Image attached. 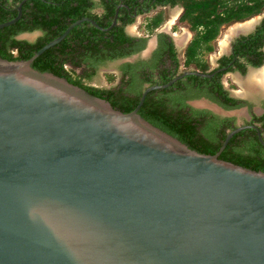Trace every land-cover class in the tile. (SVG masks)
<instances>
[{"label": "water", "instance_id": "95a60500", "mask_svg": "<svg viewBox=\"0 0 264 264\" xmlns=\"http://www.w3.org/2000/svg\"><path fill=\"white\" fill-rule=\"evenodd\" d=\"M0 24H16L23 15ZM28 60L0 57V264H264V172L192 150ZM211 78L202 72H187ZM218 113L233 115L238 112Z\"/></svg>", "mask_w": 264, "mask_h": 264}, {"label": "trees", "instance_id": "16d2710c", "mask_svg": "<svg viewBox=\"0 0 264 264\" xmlns=\"http://www.w3.org/2000/svg\"><path fill=\"white\" fill-rule=\"evenodd\" d=\"M23 0H0V24L14 19L18 12L17 6ZM124 1L128 6H134L138 0H103L106 13L102 16L92 13L96 2L93 0H29L23 5V15L14 25L0 30V57L9 61L28 60L42 47L60 37L66 29L77 20L84 17L94 19L101 28H108L116 11L117 3ZM159 3L181 4L184 12L181 21L186 22L194 33L193 40L188 45L184 55V66H195L203 73L209 68L204 60V55L214 51L213 42L220 35L224 25L241 22L258 15L264 10V0H160ZM107 23H103L107 21ZM133 20L127 23H132ZM164 22L163 14L159 13L153 19L147 21L146 30L154 32ZM41 31L42 36L35 41L18 39L23 33ZM261 36V37H260ZM248 45L242 49L237 47V55L241 57L256 56L252 64L257 67L264 61V55L259 50L264 40V30L250 36ZM246 39V38H245ZM249 39V38H248ZM139 50L144 49L146 41ZM258 41V44L255 42ZM135 38L128 37L123 27L113 28L110 32H103L89 23H83L75 27L60 44L47 50L33 63V68L40 72H51L59 77L66 78L70 83L77 85L92 95L105 99L117 110L130 113L138 106L142 93L140 88L132 95H124V80L118 94L115 90L100 89L83 84V78H91L96 70L85 71L83 75L75 74L91 58H97L101 65L109 60L121 59L138 52V49H128L127 44H133ZM82 48L84 55H81ZM79 50V55L74 52ZM171 57L174 63L179 64L173 46H170ZM113 54V55H112ZM70 64L73 69L66 66ZM243 74L245 69H242ZM220 73L214 79L190 76V81L199 82L208 86L215 81L210 97L220 101L224 106L231 103V107H237L240 102L230 98L229 93L220 83ZM114 74H109V82L115 79ZM114 78V79H113ZM171 80L170 76L163 79L162 84ZM150 82V80H148ZM152 83V82H151ZM171 88L150 92L139 114L152 125L162 129L166 133L180 140L192 150L205 155H215L221 148L228 131L234 129L231 126L233 119L219 120L209 111H201L190 108L187 110V98H173ZM153 84V83H152ZM210 87V86H208ZM193 97V96H192ZM223 98V99H220ZM223 100V101H222ZM220 159L233 164L264 172V145L253 130H243L230 140L222 152Z\"/></svg>", "mask_w": 264, "mask_h": 264}, {"label": "flooded vegetation", "instance_id": "af4514ba", "mask_svg": "<svg viewBox=\"0 0 264 264\" xmlns=\"http://www.w3.org/2000/svg\"><path fill=\"white\" fill-rule=\"evenodd\" d=\"M93 1L96 2V6L93 8L92 13L98 14L99 16L104 15L106 13V8L104 7L103 0H93ZM159 2L161 1L138 0L134 6H128L127 4H125L124 1H120L119 3H117L116 11L117 9L119 10L117 25L113 28L123 27L125 35L131 38H135V42L132 45L127 44V48L138 49L137 53L123 57L121 59H116L112 61L109 60L105 65H101L98 62L97 58L96 59L91 58L88 59L79 69L74 70L73 66L70 64H68L66 67L68 69H73L75 74L80 76L83 75L85 71H92V69L96 70V73L95 75H93V77L91 78L84 77L82 79L83 84L100 89L115 90V95L118 94L119 92L118 90L121 89L119 87L121 86L122 81L124 80L127 83L122 88L124 90V95L126 96L136 93L140 88L146 89L154 85H163L162 81L167 76L171 77L170 81L178 77H181L172 86L179 83L181 80L187 83L185 85L179 84L178 86H175L172 89L171 95L173 98H179V97L187 98L185 101L186 104L188 105L187 110L193 108L201 111H209L215 116L219 117L220 118L219 120L233 119L231 126L234 127V129L240 125L257 126L259 128V131L261 132L264 141V94L260 91H257V92H249V93L247 92L246 95L244 96L239 93H234L230 89L226 88L224 84V77L227 76L228 74L229 76L227 78L229 79L232 78L233 75H238L239 77H242L244 80L245 76H247L248 73H250L253 70H257L264 65V61L258 67L252 64L253 60H257V57L253 55H251L250 57H241V58L236 56L238 51L237 47L242 49L244 46H247L248 40L249 41L251 40L250 38L251 35L257 34L259 31L264 30V16L259 21L253 23V25L249 27L248 30L246 29L245 31L236 34L234 37H231L229 49L227 51L226 50L223 51L222 54L217 56L215 59L211 60L210 63L207 62L209 64V68L204 73L213 75L211 78L208 79H214L220 73H223L219 78L220 83L224 86V89L229 93L230 98H233L240 102V105L237 107H233V106L231 107V103L230 104L226 103L228 106L230 105V107H226L220 101H217L210 97L211 91L213 90L212 84H214L215 81H213L212 84L208 85L210 87L208 86L203 87V84L201 85L199 84V82L190 81L188 79L190 76L193 75H187L182 77L187 72H202L201 70L197 69L195 66L189 68L185 67L184 59L182 61L180 57L181 55L179 51L180 52L181 50L183 51L182 56L184 58L185 51L188 45L193 40L194 33L191 31L190 28L189 31L193 33V36L192 39L188 41L186 46L184 44L187 38L182 41L180 40L179 42L177 40V34H176L177 31L173 30L174 28L173 26L170 28L166 26L161 28L160 31H158V29L160 28L159 27L152 33L148 32L149 35H153L152 38L150 36L145 37V36L133 35L131 32H129V27L134 24V22L138 17L142 15H149L151 12H153V15L151 17L149 16L150 17L149 20H150L153 19L159 13H162V11L164 10H168V14H169L170 12H173L175 8L179 10L181 9L182 11L177 17L174 18L172 25L174 26L178 24L188 25L186 22L181 21V16L184 12V8L181 4L172 5V3H159ZM115 14L112 23L115 19ZM164 14H166V12ZM84 18H90V17H84ZM130 20H133V22L127 23L128 21L130 22ZM107 22L108 20L103 23H107ZM35 32H39L40 36H42L41 31H35ZM35 32H31V33H35ZM31 33L27 32L20 34L18 36V39L28 40V39H24L23 36ZM142 39L146 41V45L144 49L139 50L142 44V41L140 42V40ZM256 43L258 44V41H256L255 44ZM171 45L173 46V49L175 50L176 56L179 60V64L177 65L174 63V60L171 57V50H170ZM183 46H185V48ZM79 50L81 51L80 52L81 55L85 54L82 48H80ZM79 50L77 49L74 52V54L78 56ZM259 50L264 55V40ZM112 64H116L115 68L116 70H118L117 73L107 70V68L110 67ZM242 69H245L244 74L242 72ZM101 73H103L105 77H108L109 74H114L116 76L115 84L110 87H97L93 85L92 82L94 81V79L98 78ZM260 79L264 80V74L260 76ZM148 80H150V82ZM172 86H170L169 88H171ZM215 106H218L220 109L223 110V112H238V113H235L233 115L218 113L214 109ZM238 115L241 117L242 119L241 121H239ZM246 130H253L258 136V133L255 129H246Z\"/></svg>", "mask_w": 264, "mask_h": 264}, {"label": "rangeland", "instance_id": "374dc122", "mask_svg": "<svg viewBox=\"0 0 264 264\" xmlns=\"http://www.w3.org/2000/svg\"><path fill=\"white\" fill-rule=\"evenodd\" d=\"M165 12H166V14H164ZM176 13L177 12L174 10H173V12H170L169 14H168V10L162 11L164 22L162 23V25L160 26L158 31H160L161 28H163V27L168 26V28H170L173 26L174 27L173 30L177 31L176 32L177 37H178L177 39H180V37H181V39L187 38L185 41V44H184L186 46L188 41H190L192 39L193 33L189 32V27L186 24H178L175 26L172 25L171 21L174 20L175 16L176 17L178 16ZM152 15H153V12H151L149 15H142V16L138 17L136 19V21L134 22V24L129 27V32H131L133 35L145 36V37L150 36L152 38L153 35H149L148 31L146 30L147 20H149V18ZM263 16H264V10L262 13L255 15L253 17H250V18L243 20L241 22H235V23H230V24L224 25L221 29L220 35L213 42L214 51L210 54L204 55V57H203L204 60L206 62L210 63L211 60L215 59L217 56L222 54L223 51H225V50L227 51L229 49V46H230V38L234 37L236 34H238V29L240 27H243V26L250 24L252 22L255 23V22L259 21ZM247 28H249V27H247ZM188 34H190V35H188ZM39 36H40V33L35 32V33L27 34V35L23 36V38L28 39L30 41H34ZM185 46H183V47L185 48ZM179 53L181 55L180 56L181 60L183 61V59H184L182 56L183 51L181 50V52L179 51ZM115 65L116 64H112L110 67L107 68V70L117 73L118 70H116ZM260 73H262V74L264 73V65L262 67H260L259 69L253 70L250 73H248L247 76H245L244 80L242 77H239L238 75H233L232 78L229 79V78H227L229 76V74H228L227 76L224 77V84H225L226 88L230 89L234 93H239V94H242L244 96L246 95L247 92L249 93V92L260 91L264 94V80H261L258 77V75ZM109 81H110L109 78L105 77L104 74L101 73L98 78L94 79L92 84L97 86V87H110V86L115 84L116 77L111 82H109ZM241 120L242 119L239 116V121H241Z\"/></svg>", "mask_w": 264, "mask_h": 264}, {"label": "bare ground", "instance_id": "6f19581e", "mask_svg": "<svg viewBox=\"0 0 264 264\" xmlns=\"http://www.w3.org/2000/svg\"><path fill=\"white\" fill-rule=\"evenodd\" d=\"M176 17V16H175ZM174 21V20H173ZM172 21V22H173ZM241 25V24H240ZM253 25V22L252 23H250V24H247V25H245V26H243V27H240L239 29H238V33H241V32H243V31H245L246 29H248L247 27H251ZM235 32V31H234ZM264 74V73H263ZM262 75V73H260L259 75H258V77H259V79H260V76ZM249 85V84H248Z\"/></svg>", "mask_w": 264, "mask_h": 264}, {"label": "crops", "instance_id": "0c3cea01", "mask_svg": "<svg viewBox=\"0 0 264 264\" xmlns=\"http://www.w3.org/2000/svg\"><path fill=\"white\" fill-rule=\"evenodd\" d=\"M174 11H176L177 13V15H179L180 13H181V9L179 10V9H177V8H175V10ZM172 22V21H171ZM190 32V31H189ZM188 35H190V34H188ZM178 38V37H177ZM185 38H183V39H181V37H180V39H177L178 41H180V40H184Z\"/></svg>", "mask_w": 264, "mask_h": 264}]
</instances>
